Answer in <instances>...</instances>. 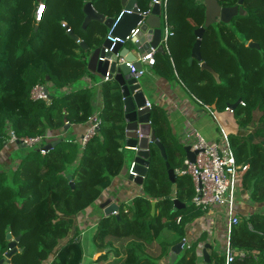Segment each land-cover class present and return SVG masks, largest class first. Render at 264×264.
Masks as SVG:
<instances>
[{"label":"trees","instance_id":"16d2710c","mask_svg":"<svg viewBox=\"0 0 264 264\" xmlns=\"http://www.w3.org/2000/svg\"><path fill=\"white\" fill-rule=\"evenodd\" d=\"M87 1L46 0L39 20L36 0H4L5 9H0V161L7 157L3 153L29 148L16 156L15 168L0 164V259L8 251L9 232L20 238L17 246L22 248L10 264H82L79 215L98 205L103 191L125 168L123 95L110 79L101 84L100 128L85 147L81 138L60 137L48 151L39 149L48 136L66 130L67 123L84 124L94 116L96 88L73 84L91 73L88 55L103 45L109 29L96 21L83 26ZM90 1L106 17L117 18L123 10L121 0ZM151 1L138 0V6L148 10ZM218 1L225 7L237 4ZM242 6L245 15L212 24L202 38L203 61L219 74L220 83L199 62L189 63L195 30L205 23L204 0H168L173 34L166 53H155L152 68L160 77L179 81L217 111L241 100L234 115L246 131L231 134L230 143L237 163L248 165L243 188L252 201L264 202V0H244ZM251 41L261 49L250 47ZM36 84L48 89V100L31 98ZM151 124L170 167L181 168L187 158L185 146L175 139L164 107L152 104ZM11 131L19 138L44 139L40 147H22L9 143ZM150 152L143 193L120 203L118 214H101L98 219L93 239L104 252L96 264H198L197 249L207 241L204 234L185 243L175 262L168 259L171 246L185 238L187 224L205 214L192 202V179L177 174L173 183L159 148L152 144ZM208 242L212 262L225 264V254ZM230 242L235 250L230 264H264V213L241 218Z\"/></svg>","mask_w":264,"mask_h":264},{"label":"water","instance_id":"95a60500","mask_svg":"<svg viewBox=\"0 0 264 264\" xmlns=\"http://www.w3.org/2000/svg\"><path fill=\"white\" fill-rule=\"evenodd\" d=\"M2 0H0L1 3ZM38 3H44L45 0H36ZM123 10L121 15L117 18L106 17L103 13L98 12L90 0L84 6L85 19L83 26L92 22H102L111 31L112 38H119L120 40L113 41L110 38H106L103 45L92 51L88 59V70L100 77H105L109 73V79L116 81L123 95L124 103V115H125V131H126V146L135 151L133 169L137 175L130 174V179L138 185H143L144 180L148 173L150 166V147L155 144L164 160L166 161V168L168 170V177L174 183L176 178L175 169L170 167L167 161V154L163 143L157 138L155 130L151 124L152 108L147 106V96L142 82L138 81L131 74L130 67L127 62H133V65L137 69H142L145 65H148V60H142L149 53L155 49L156 53H166L164 45L161 43L163 36L162 28V8L159 2L153 4L149 13L141 10L138 6V0H121ZM244 0H237V4L234 6H222L218 0H204L205 4V23L203 26L195 30L196 41L193 45L189 63L192 64L194 61L199 62L201 69L207 70L215 77L218 83L221 82L220 76L211 66L203 61L201 44L202 38L207 27L212 24L222 21L225 23L231 22L238 15H245L246 10L243 8ZM144 12V13H143ZM140 23V25H139ZM139 25V27H138ZM38 24L35 29H38ZM138 27L137 34L132 36L130 40H126V37L131 34L133 29ZM68 26H66V29ZM67 33L80 45L87 50L88 46L84 41H80L79 37L70 29ZM248 45L252 48L261 49L259 43L249 42ZM133 46V48H132ZM105 48L111 49L105 51ZM101 57H105L102 60ZM119 57H123L125 62L118 63ZM140 57V58H139ZM48 93V89H46ZM241 100L230 106L234 110ZM69 125L64 127L68 129ZM60 139L57 136H48L45 141V145L39 148L41 151H48L52 147L59 143ZM22 147H25L22 144ZM187 158L194 162L198 150H192L190 145L184 147ZM122 150V148H121ZM177 206L180 205L176 201ZM104 214L112 215L118 214L120 204L115 202L113 198H108L100 205ZM7 238L10 240L8 251L4 254L3 258L0 259V264H10L12 255L18 251H22V248H18L17 243L19 237L13 238L9 232ZM186 240L183 239L180 242L171 246V261L175 262L177 256L183 251ZM211 248L209 243L204 244L202 249L203 261L205 264H214L211 260V255L208 249ZM103 252L104 249L100 248L99 252Z\"/></svg>","mask_w":264,"mask_h":264},{"label":"crops","instance_id":"0c3cea01","mask_svg":"<svg viewBox=\"0 0 264 264\" xmlns=\"http://www.w3.org/2000/svg\"><path fill=\"white\" fill-rule=\"evenodd\" d=\"M203 1V0H198ZM163 11V8H162ZM92 51L88 55V59L91 55ZM155 57V54H154ZM140 58V57H139ZM144 60V59H142ZM146 71L145 75H149L150 78H145L144 83L145 87L149 88V90L156 91L154 99H150L147 95L146 96L150 104H157L164 107L167 111V115L169 117L171 127L173 132L176 134L178 133L181 128L184 130L183 132V140L185 141V146L188 140L184 139L185 137L190 140H195L191 138L189 134H193V132H198L202 137L209 141L219 140L221 138L222 130L229 134H238L239 132L246 131V129L240 127L238 122L236 121L234 110L233 112L224 110V111H217L213 107H211L215 111V117L209 112L206 108L202 106L196 100V98L191 95L188 91L186 93L183 89L180 90V87L174 86L176 81H170L163 77L158 76L152 68V65L148 64L143 67ZM144 75V76H145ZM100 78L101 80H97ZM104 77H100L95 73H89L85 77L81 79V84L75 87H94L96 88V98L94 101L95 105V112L98 113L103 106L102 101V89L101 84L104 82ZM144 88V86L142 85ZM64 90V89H63ZM66 90V88H65ZM184 120L181 123L178 121L181 118ZM190 121L192 126L190 129L186 130L187 125L186 123ZM91 126V121H88L84 124L79 125H69L67 130L62 132H58L57 134L51 136H57L59 139L63 135L66 136L67 139L75 138L80 139L82 136L88 131ZM184 126L186 127L184 129ZM194 130V131H193ZM250 132V130H249ZM189 133V134H188ZM125 148L130 149L126 146ZM233 149V148H232ZM10 155H7L6 159H8ZM1 162V161H0ZM133 164V161L127 165L125 163V168L121 172L120 175L114 178L112 185L105 189L104 191L107 192L103 193L106 194V198H113V200L117 203H129L137 194L143 193V185H138L135 182H129L127 179L123 180L124 176L129 175V168ZM127 180V181H126ZM116 197H118V201H116ZM238 213L240 218L247 217L255 212L264 213V202H255L252 201L250 192L243 188L242 183L241 187L239 188L238 192ZM103 200L99 199L97 204L99 205ZM97 205V206H98ZM101 214H104V211L101 212L96 211V207H90L84 213L79 215L82 217H89L88 223L91 224L90 229L88 232L85 231L84 239L87 233L94 232V224L97 225L98 219ZM86 225L81 224V228L85 227ZM226 228H227V218L221 214L219 211H208L201 217H198L193 222L188 223L186 226V235L185 240L186 244H189L192 241L197 240L202 234L206 235V242L212 241L216 246L219 253H222L224 249V245L226 242ZM92 232V234H93ZM83 239V242H84ZM203 243H201L197 249L198 251V264H205L203 261L202 256V249ZM208 252L211 254V248L208 249ZM98 252H93L91 254V258ZM178 257V256H177ZM91 259V260H92ZM98 259V258H97ZM167 259V258H166ZM168 259L171 260V251L169 252ZM91 262V261H90ZM83 264V263H82ZM93 264V263H92Z\"/></svg>","mask_w":264,"mask_h":264},{"label":"built area","instance_id":"2783aa9c","mask_svg":"<svg viewBox=\"0 0 264 264\" xmlns=\"http://www.w3.org/2000/svg\"><path fill=\"white\" fill-rule=\"evenodd\" d=\"M156 2H159L161 4V8H163L161 15L163 28L161 43L164 45V48L167 51L168 39L173 34L172 27L168 23V0H152L149 9L145 10V12L149 13L153 4ZM44 8L45 4H38L36 12V17L38 20L41 18ZM64 26L66 25L64 24ZM113 27L109 30L107 38H110L113 41L120 40L121 42H125L122 39L111 37L110 34L113 30ZM138 27L131 31V34L126 37V40H130L132 36H135L137 34ZM66 30L69 31L70 28L68 27ZM109 50L111 49L105 48L106 52ZM155 53V49H153V51L143 59L148 60V64L152 65L154 63ZM101 59L105 60V57H101ZM120 62H125V59L123 57H119L118 63ZM127 65L130 67L133 77L138 81H141V78L146 73L145 69H137L133 65V62H127ZM104 80H109V73H107V75L104 77ZM31 98L33 100H48V93L46 92L45 86L36 84L31 91ZM198 102L202 104V106L209 112H211L215 117V111L211 107L203 104L200 100H198ZM147 106L152 108V105L149 101L147 102ZM226 110L233 112L230 106L226 107ZM90 121V128L79 141L81 147H85L88 140H90L100 128L101 119L99 115L93 117ZM186 125V130H189L192 126L190 121H188ZM189 135L195 140L189 141V139L185 137L184 139L188 140L186 144L190 145L192 150H198L199 152L197 153L194 162L186 158L184 161V165L181 168L176 169L175 171L176 174L187 175L191 177L195 190V195L192 202L196 207L200 208L205 213L208 211H219L227 218V237L222 253L225 254L226 257L225 264H230L234 260L235 256V250L231 246L230 236L233 228L241 220L237 208V198L239 188L241 187L243 179V174L247 170L248 165H239L237 163L234 150L231 147L229 134L224 130H222L221 138L219 140L213 141L205 139L195 131L193 132V134ZM43 139L44 138L42 136L19 138L14 131H11L8 141L9 143L17 142L21 145L24 144L27 147H40ZM133 165L134 163L131 165L129 173L137 175L134 172ZM178 220H180V217L178 218ZM249 227L250 229H252V224H249Z\"/></svg>","mask_w":264,"mask_h":264},{"label":"rangeland","instance_id":"374dc122","mask_svg":"<svg viewBox=\"0 0 264 264\" xmlns=\"http://www.w3.org/2000/svg\"><path fill=\"white\" fill-rule=\"evenodd\" d=\"M46 1V0H45ZM38 1H36V3H37ZM1 9H5L4 8V3H2V5H1ZM3 30V29H2ZM132 48H133V46H132ZM134 49V48H133ZM145 78H150L149 77V75H145V76H143L142 78H141V82H142V85L144 86V89L146 90V92H148L147 93V95H148V97L151 99H154V96H155V94H156V91H150L149 90V88H146L145 87V83H144V80H145ZM97 80L99 81V80H101L100 78H97ZM174 81V80H173ZM81 84V79L80 80H78L77 82H75L73 85H76V86H78V85H80ZM174 86H177V87H180V90H184L186 93H188L189 91L187 90V88L182 84V83H180L179 81H176V84H174ZM188 91V92H187ZM100 114V111L98 112V113H96L95 114V116H97V115H99ZM213 115V114H212ZM95 116H92V118L93 117H95ZM91 118V119H92ZM185 118V117H184ZM184 118L182 117L179 121H178V123H181V121L182 120H184ZM90 119V120H91ZM186 127L184 126V129H185ZM183 132H184V130L181 128V130L178 132V133H174V137H175V139H177V141L178 142H180L183 146H185V141L183 140ZM62 137H66V136H62ZM27 149H29V148H27ZM27 149L26 148H22V149H16V150H12V151H9V152H7V153H3V154H6V155H10L11 157H9L8 159H3V160H1V162H0V164L1 165H3V167H5L6 169H9V168H15L17 165H18V162H19V158H17V157H19V156H22V155H24V153L27 151ZM17 156V157H16ZM134 157H135V151L134 150H129V149H126L125 150V163L127 164V165H129L132 161H134ZM164 159V158H163ZM131 168H129V170H130ZM124 179H127L129 182H131L132 180L130 179V173H129V175H127V176H124L123 177V180ZM126 180V181H127ZM134 182V181H133ZM103 193H106L107 194V192L106 191H103ZM102 193V202H104V201H106L108 198H106V194L104 195ZM116 201H118V197H116ZM102 202L98 205V206H100L101 204H102ZM130 203V202H129ZM118 204H120V202L118 203ZM122 204V203H121ZM97 205L95 206L96 207V211H98V212H101L102 210L100 209V207H98ZM88 220H89V217L88 216H86V217H82V216H80L79 218H78V222H80V224H82L83 226L84 225H86L85 227H83V229H82V234H81V236H80V239H81V241H82V243H83V247H84V259H83V264H96V263H98L97 262V258L99 257V255L100 254H102L103 252L101 251V252H99V249L100 248H97L96 247V243H95V241H94V239H93V236H94V232H95V229H96V224H94V232H93V234H92V232H90V233H87V235L85 236V239H84V235H85V231L86 232H88V230L90 229V226H91V224L90 223H88ZM83 239H84V242H83ZM206 244V243H205ZM210 244V243H209ZM203 245H204V243H203ZM98 252V253H96L95 254V256L93 257L94 259H92L91 258V254L93 253V252ZM92 259V260H91ZM91 261V262H90Z\"/></svg>","mask_w":264,"mask_h":264},{"label":"flooded vegetation","instance_id":"af4514ba","mask_svg":"<svg viewBox=\"0 0 264 264\" xmlns=\"http://www.w3.org/2000/svg\"><path fill=\"white\" fill-rule=\"evenodd\" d=\"M2 3H4V0H2L1 3H0V9H1V5H2Z\"/></svg>","mask_w":264,"mask_h":264},{"label":"clouds","instance_id":"9594fccd","mask_svg":"<svg viewBox=\"0 0 264 264\" xmlns=\"http://www.w3.org/2000/svg\"><path fill=\"white\" fill-rule=\"evenodd\" d=\"M39 4V3H38ZM43 4H45V2L43 3ZM176 170V169H175ZM176 172V171H175ZM177 175V174H176ZM186 243V242H185Z\"/></svg>","mask_w":264,"mask_h":264}]
</instances>
